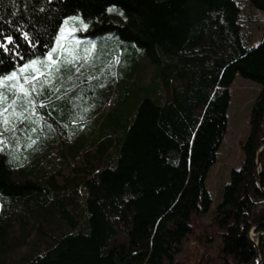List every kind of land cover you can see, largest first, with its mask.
I'll return each mask as SVG.
<instances>
[{"label":"trees","instance_id":"obj_1","mask_svg":"<svg viewBox=\"0 0 264 264\" xmlns=\"http://www.w3.org/2000/svg\"><path fill=\"white\" fill-rule=\"evenodd\" d=\"M250 3L264 12V0ZM75 15L88 30L74 34L82 44L98 40L99 54L78 77L69 66L75 44L62 41L70 47L58 70L37 78L51 83L31 93L44 125L34 134V126L9 130L20 141L40 142L39 129L52 126L61 145L78 134V146L86 142L85 164L72 166L73 179L55 173L19 178L35 164H23L26 156L8 136L0 151V264H180L192 221L212 204L206 180L227 133L238 74L261 89L243 164L232 170L213 224L222 231V264H264V36L253 47L245 42L240 3L0 0V41L14 38L3 41L8 51L0 48V75L43 59L56 47L64 19ZM143 60L154 67L148 83L136 75ZM74 88L80 89L71 102L66 94ZM0 91L10 104L12 93ZM18 94V106L27 108ZM48 140L55 145L56 138Z\"/></svg>","mask_w":264,"mask_h":264},{"label":"rangeland","instance_id":"obj_2","mask_svg":"<svg viewBox=\"0 0 264 264\" xmlns=\"http://www.w3.org/2000/svg\"><path fill=\"white\" fill-rule=\"evenodd\" d=\"M236 1H238L242 7L241 20L243 24V39L248 43L249 46H256L261 42L264 36V12L252 7L250 0ZM87 30L88 28L84 31L87 32ZM80 31L81 29L78 32ZM67 39L73 40V43L70 44H75L73 46V50L71 49L72 47L69 49V43L63 47L66 49V51L67 49L70 50L69 54H73V56L70 58L69 66L75 68L74 73L79 77L80 74L84 73L86 70L85 67L88 66L87 64L89 63V60L95 59L97 54H99V47L96 44V41L98 40L95 41L89 39L91 40L89 44H82L81 40L76 36V33L70 34ZM76 40H79L78 45L74 42ZM93 43L95 44V47H92ZM101 45H103V43H101ZM76 49H78L80 52H85V54L76 53L78 52ZM66 51L59 54V60L64 58L63 55ZM81 56L84 57L82 58ZM53 58L55 59V53L53 54ZM57 63L60 65V62L57 61ZM54 69L55 66L53 70ZM77 69H79V71H77ZM42 71H44L43 68ZM153 71L154 67L151 66L146 60H143L138 67L136 75L141 78V80L143 79V82L148 83ZM76 76L71 77L70 79L68 78L69 81L66 84L68 85L69 83H74ZM52 78H54V76ZM62 79L63 78L61 77L57 78V82L59 83ZM8 84H10V82H8ZM0 89H8V85L6 84L4 86H0ZM230 89L232 97L228 109L227 133L219 149L218 160L211 167L206 180V185L209 189L212 199V204L207 213L203 214L202 216L195 217L192 221L191 225L193 230L185 240L182 252L177 256V261L180 262V264H222V231L213 224V218L218 205L223 199L224 188L230 181L232 170L240 168V166L243 164L244 154L242 148L249 135L251 112L254 102L260 92L261 85L255 81L245 79L238 74ZM40 90L41 88H39V91ZM76 90L77 89L74 88L71 91H67L66 97L71 102H73L74 98H76L78 94V90ZM21 101L22 99L16 101L18 107H16L17 112L23 111L22 106H18L19 102L22 103ZM110 101H107L103 108L99 109L100 112L110 106ZM30 110L31 109H29V113ZM26 113L27 111L23 112V115L26 117V119L23 120H17L12 115L9 116L10 123H15L16 125L14 133H17L18 130L22 131L26 129L27 131L31 126H34L32 129L33 131H31V134H34L35 128L37 130L39 126H42V124L44 125V122L41 123L43 120L40 119L36 112L31 111L29 116H27ZM31 121H33V123ZM44 121L48 122L47 119ZM73 121H76V119ZM90 121H93V117ZM90 121L84 122V124H82L84 129ZM9 128H11L10 125L6 128L2 120H0V140H2L3 146H7L9 144V135L13 138L12 132L9 130ZM47 129H49V127L46 129L43 127L39 129L41 130L40 134L43 136L42 141L40 142L31 137H25L23 141H20L18 134L16 138H13V141L17 142V145H19L17 148H19L20 152H23V154L26 156L23 164H35L26 172V174H16L17 177L34 179L48 175L50 173H55L59 174V178L63 180H67V178L73 179L75 178V175L72 170V166H80L85 164L83 145L86 144V142L81 146H78L79 144L75 142L77 140L78 134L73 136L74 140L72 139L71 141L66 142L64 145H61L63 141L59 137L57 130L52 126L51 130L49 129L47 131ZM5 134L8 135L5 136ZM48 137L50 138V141L52 140V137L54 139L56 138L55 145L50 146L51 142H49ZM77 141L81 142V139H78ZM25 143L28 144L27 147H23ZM9 146L7 148H10ZM28 148L29 150L26 152ZM250 237L255 241L254 237H256V233L253 230L250 232Z\"/></svg>","mask_w":264,"mask_h":264},{"label":"snow or ice","instance_id":"obj_3","mask_svg":"<svg viewBox=\"0 0 264 264\" xmlns=\"http://www.w3.org/2000/svg\"><path fill=\"white\" fill-rule=\"evenodd\" d=\"M108 11H113V8H109ZM79 22V28H77L76 23ZM88 24L84 22L83 18L79 15L68 16L64 19L63 25L60 27L59 35L56 37V47H53L51 50L47 51L46 56L41 59L40 57H36L34 59H28L26 63L19 65L16 69L11 71L10 73L0 76V86L8 85V91H10L13 95V99L11 103L8 102V96L5 95L4 92L0 91V105L6 104L7 106H0V120H2L4 126L7 128L11 127L14 134V129L16 127L15 123H10L9 116H14L17 120L26 119L23 115L24 111L35 112V101L32 99L31 93L35 91L37 95L40 94L39 88L43 87V83H51L50 80L45 79L43 83H40L37 78L46 75L48 77L52 76V70L55 66V69L58 70L59 65L57 61L60 59V53L66 51V49L62 46V41L66 40L70 34L80 30L87 29ZM28 34L25 33V36ZM3 41H7L8 43H14V38L11 35L4 36ZM0 41V48H3L5 51H8V45ZM75 43L78 45L79 40H76ZM92 47H95V44H92ZM87 51V50H86ZM56 53V59L53 58V54ZM19 55V53H17ZM2 63V61H0ZM42 68L44 71L42 72ZM79 71V69H77ZM30 73H34L30 74ZM21 78L23 79V83H21ZM10 82V84H8ZM30 85V87L28 86ZM39 85V87H38ZM18 93H23V99L28 105L27 108H24L23 111H16V101L21 99ZM11 110V111H10ZM3 150V143L0 140V151Z\"/></svg>","mask_w":264,"mask_h":264},{"label":"water","instance_id":"obj_4","mask_svg":"<svg viewBox=\"0 0 264 264\" xmlns=\"http://www.w3.org/2000/svg\"><path fill=\"white\" fill-rule=\"evenodd\" d=\"M259 174H260V172L258 173V178H257V180H258V184H259V186H260V178H259ZM264 190V189H263ZM251 238V237H250ZM253 241H254V239L253 238H251ZM255 244H256V247H257V250L260 252V247H259V241H255ZM259 262L262 260V255L259 253Z\"/></svg>","mask_w":264,"mask_h":264}]
</instances>
